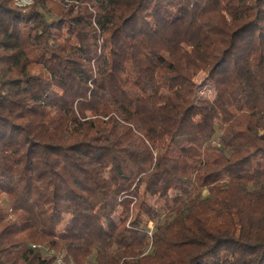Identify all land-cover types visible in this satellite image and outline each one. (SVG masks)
Segmentation results:
<instances>
[{"label": "trees", "instance_id": "trees-1", "mask_svg": "<svg viewBox=\"0 0 264 264\" xmlns=\"http://www.w3.org/2000/svg\"><path fill=\"white\" fill-rule=\"evenodd\" d=\"M1 196L0 264H264V0H0Z\"/></svg>", "mask_w": 264, "mask_h": 264}, {"label": "rangeland", "instance_id": "rangeland-1", "mask_svg": "<svg viewBox=\"0 0 264 264\" xmlns=\"http://www.w3.org/2000/svg\"><path fill=\"white\" fill-rule=\"evenodd\" d=\"M32 0H14V3L17 7H24L26 5H29L31 3ZM204 77V74L202 72H200L194 79L196 82H198L199 84H203L202 83V78ZM206 86L203 85L201 89H203L202 91L200 90V93H202L203 96H207V97H212L213 95V91L208 89V88H205ZM203 194L205 195L206 192L203 191ZM0 204L4 205V206H7L8 204V200H7V197L6 196H1L0 197ZM11 217V216H10ZM153 228H154V222L152 221H149L147 223V229H148V235H149V238L151 237V233L153 231ZM150 245H151V240H150V243H149V249L146 251H150ZM33 246H36L38 247V249L40 250L41 254L43 256H50V255H55L54 259H53V264H56V257L59 255V254H55V252L48 248V247H45V246H42V245H33ZM61 256V255H59Z\"/></svg>", "mask_w": 264, "mask_h": 264}, {"label": "built area", "instance_id": "built-area-1", "mask_svg": "<svg viewBox=\"0 0 264 264\" xmlns=\"http://www.w3.org/2000/svg\"><path fill=\"white\" fill-rule=\"evenodd\" d=\"M55 261H56V264H65L62 256H59V255L56 257Z\"/></svg>", "mask_w": 264, "mask_h": 264}]
</instances>
